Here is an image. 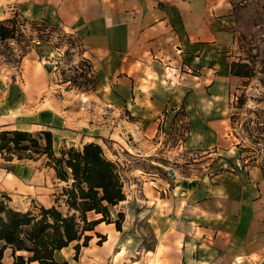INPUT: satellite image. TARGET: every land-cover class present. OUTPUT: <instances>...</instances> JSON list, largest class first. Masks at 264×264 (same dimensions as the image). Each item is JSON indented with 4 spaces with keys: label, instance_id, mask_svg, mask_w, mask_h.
<instances>
[{
    "label": "crops",
    "instance_id": "crops-1",
    "mask_svg": "<svg viewBox=\"0 0 264 264\" xmlns=\"http://www.w3.org/2000/svg\"><path fill=\"white\" fill-rule=\"evenodd\" d=\"M232 3L0 0V24L19 18L60 28L77 41L73 62L91 64L94 87L78 95L69 118L49 122L67 145L99 144L130 188L115 205L124 216L121 230L103 221L89 234V264L109 257L119 264H264V175L211 158L229 148L230 96L242 79L231 74L238 43ZM46 57L61 63V53ZM46 57L39 49L27 53L25 72L57 77L59 64L52 68ZM28 86L23 75L14 87L29 104ZM178 129L181 152L191 157L176 150ZM163 133L173 139L170 149ZM94 235L108 239L94 247Z\"/></svg>",
    "mask_w": 264,
    "mask_h": 264
},
{
    "label": "rangeland",
    "instance_id": "rangeland-1",
    "mask_svg": "<svg viewBox=\"0 0 264 264\" xmlns=\"http://www.w3.org/2000/svg\"><path fill=\"white\" fill-rule=\"evenodd\" d=\"M255 3L257 7L259 6V10L264 11L260 7L264 6V0H254ZM38 24H25L19 19L20 33L16 35L14 40L0 43V78L7 82V84L5 82L4 84L0 83V131L21 129L38 134L40 131L55 128L51 124L55 119L54 115L69 118L70 113H73L78 107L76 101L82 91L76 88L73 85V80H71L74 77V71H72L74 64L79 63V61L73 62L76 60L77 41L74 35L60 28L45 23ZM236 27L235 24L233 29ZM258 31L259 29L255 28V32ZM262 39H264V34L262 35L260 32L252 45L247 44L244 47H241L239 43L235 45L233 57L237 61L240 58H246V55L255 56L260 54V57L256 58V62L252 61L251 63L250 61L251 67L255 70L253 78L239 80L231 92L230 99L233 96L234 100L230 101V117L226 125V139L229 148L221 156L213 154L211 158L221 157L223 163L228 162L232 166H234L233 162H239L244 166L258 168L264 175V72H262L264 69V62H262L264 58V40ZM33 49H39L44 57L53 51L61 53V63L58 62L59 60L56 57H46L52 68L59 64L57 77L47 75V79L44 80V78H41L39 69L35 71L33 68L29 73L25 72V65L27 64H23V57ZM40 59L43 60L42 57ZM23 75L29 81L27 88V95L29 94L30 97L29 104L25 100L24 93L14 87L16 82L21 85ZM50 121L51 123H49ZM65 130H68V128H65ZM54 140L56 141V143L53 141L54 150L57 154L61 148L72 146L63 143L55 135ZM80 146L81 144L75 147ZM165 147L170 149L173 145L166 143ZM178 152L181 151L178 149ZM181 153L183 157H191L193 154ZM177 156L182 155H176L171 161L173 164L178 159ZM197 158H199V154ZM48 162L49 160L45 155L37 160H18L15 158L12 162H8L0 154V170H3V173L6 170L9 173L1 175L3 173L0 171V205L5 206L7 209L31 212L32 215H38L42 207L50 208L52 206H55L66 215L74 214L75 211L67 203L69 196L64 193L65 188L70 187V183L57 179L54 169L48 165ZM7 168H10L11 171ZM119 169L121 172L122 168ZM129 189H125L126 198H128L127 191ZM118 214L116 207L110 206L109 220H105L103 226L108 224V221L115 223L119 219ZM87 217L89 220H94L102 216L98 217L95 212H89ZM76 218L79 219L78 212ZM93 233L86 232V235ZM125 233H127L125 234L127 237L128 234L132 236L134 229H130ZM94 239L95 241L92 244L96 247L102 245L108 239V236L99 237L94 235ZM84 240L85 237L83 236L79 242L71 243L68 247L63 248L64 250L61 249V252L56 253V251L54 253L55 261L60 264H89L91 256H87V246L83 245ZM146 240H149V246L155 242L154 237L150 234L145 237V243ZM77 243L81 244L79 250L75 249ZM3 262L4 264L14 262L10 250L6 251ZM32 264L39 263L34 262ZM102 264L119 263L109 257Z\"/></svg>",
    "mask_w": 264,
    "mask_h": 264
},
{
    "label": "trees",
    "instance_id": "trees-1",
    "mask_svg": "<svg viewBox=\"0 0 264 264\" xmlns=\"http://www.w3.org/2000/svg\"><path fill=\"white\" fill-rule=\"evenodd\" d=\"M232 5L237 25L233 30L238 32L237 41L241 47L252 45L260 32L264 34V11L259 10L254 0H233ZM260 7L264 9V6ZM18 20L19 18H11L0 24V43L14 40L20 33ZM255 28L259 31L255 32ZM258 57L260 54L246 55V58L233 61L231 74L242 79L253 78L255 70L251 63L256 62ZM72 71L74 77L71 80L76 88L87 91L94 87L95 78L87 60L79 61ZM53 141L54 134L50 130H43L38 134L21 129L0 131V154L4 160H37L47 156L48 165L54 169L57 179L70 183L64 193L69 196L68 206L75 211L72 215H66L52 206L42 207L38 215H32L31 212L7 209L0 205V264H4L7 250H10L14 258L12 264H60L54 259L56 251L79 242L83 236V245L87 246L91 236L86 235V232L93 231L100 222L109 220V207L126 199L120 169L105 156L99 144L91 142L80 147H63L57 154ZM7 170L11 171L10 168ZM77 212L79 219L76 218ZM89 212L102 217L89 220ZM118 215L119 219L115 224L117 230H121L124 216L122 213ZM80 247L79 243L75 245L76 250Z\"/></svg>",
    "mask_w": 264,
    "mask_h": 264
},
{
    "label": "built area",
    "instance_id": "built-area-1",
    "mask_svg": "<svg viewBox=\"0 0 264 264\" xmlns=\"http://www.w3.org/2000/svg\"><path fill=\"white\" fill-rule=\"evenodd\" d=\"M77 66H78V64H74V67H77ZM235 99H237V98H235ZM233 100H234V98L232 96L230 101L232 102ZM175 134H176V139L174 140V142L176 143L175 144L176 150L179 149L181 151L182 150V142H183L184 131L181 132L178 129L177 131H175ZM163 136H164L163 140H164L165 143H168V145H169V143H173V139L171 138V136H169L166 133H163ZM178 157H181V156H178ZM173 171H174L173 168L170 167L168 170H166V173L168 175H170L171 173H173Z\"/></svg>",
    "mask_w": 264,
    "mask_h": 264
},
{
    "label": "bare ground",
    "instance_id": "bare-ground-1",
    "mask_svg": "<svg viewBox=\"0 0 264 264\" xmlns=\"http://www.w3.org/2000/svg\"><path fill=\"white\" fill-rule=\"evenodd\" d=\"M81 98H82V101H83L84 99H86V98H85V97H83V96H82Z\"/></svg>",
    "mask_w": 264,
    "mask_h": 264
}]
</instances>
